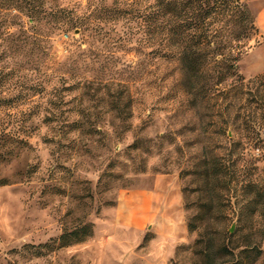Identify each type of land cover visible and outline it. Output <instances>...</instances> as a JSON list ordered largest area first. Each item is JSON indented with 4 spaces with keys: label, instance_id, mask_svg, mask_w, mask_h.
Here are the masks:
<instances>
[{
    "label": "rangeland",
    "instance_id": "obj_1",
    "mask_svg": "<svg viewBox=\"0 0 264 264\" xmlns=\"http://www.w3.org/2000/svg\"><path fill=\"white\" fill-rule=\"evenodd\" d=\"M23 1V19L10 32L46 36V49L31 38L0 62L15 71L2 97L16 99L0 108V264H235L217 253L230 239L258 244L255 264H264V232L254 231L256 222L264 230V209L252 212L264 208L256 194L264 187L237 186L230 159L226 184L217 180L226 124L214 107L187 106L176 64L154 58L137 19H110L126 0ZM244 2L256 19L261 4ZM236 64L246 80L264 74L261 31ZM118 84L133 100L126 122L110 106ZM57 90L65 123L82 120L85 108L100 133L72 129L58 142L59 124L45 122ZM257 165L249 173L264 179V161ZM199 212L204 225L191 231ZM85 231L84 241L66 244Z\"/></svg>",
    "mask_w": 264,
    "mask_h": 264
},
{
    "label": "trees",
    "instance_id": "obj_2",
    "mask_svg": "<svg viewBox=\"0 0 264 264\" xmlns=\"http://www.w3.org/2000/svg\"><path fill=\"white\" fill-rule=\"evenodd\" d=\"M23 2L8 0V5L0 3V47L8 43L0 53V62L19 55L31 38L33 42L30 44L37 46L41 51L46 49L43 46L46 36L39 34L30 37L22 29L15 33L10 32L11 27L23 19ZM126 3L128 5L125 9L109 10L110 19L113 20L115 15H124V18L126 15L130 16L129 23L137 19L138 32L141 31L146 37L145 42H150L154 58L157 61L176 64L180 78L178 89L188 97L187 106L193 110L214 107L226 124L221 131L223 130L229 140L224 155L218 157L217 180L226 184L229 168L227 159H230L235 168L234 180L237 186L245 189L264 187L263 178H254L249 173L251 170L258 172L257 163L264 161V74L246 80L239 75L236 64L239 56L249 46L251 36L260 33L256 19L244 0H126ZM30 20L34 22L32 16ZM132 36L128 35V38ZM11 72L12 70L8 72L6 67H0V87L10 74H15V71ZM100 84L97 82V91L101 87ZM90 85L84 88L89 89ZM117 87L121 90L113 93L111 110L116 111L121 120L126 122L132 118L133 100L127 85L118 84ZM55 95L56 101L51 102L53 108L47 112L45 122L59 124L58 142L64 141L72 129H81V135L100 133L101 129L91 121V115L85 108L79 110L82 120H75L72 125L65 123L61 107L66 103L61 90H57ZM83 95L89 93L85 92ZM95 96L96 93L92 95V100ZM15 100L2 97L0 92V108ZM66 126L70 129L66 130ZM232 127L238 134L237 141L234 137L230 138ZM129 128L126 124L122 130L125 132ZM256 194L258 197L264 196V191L259 190ZM251 204L248 202V205ZM253 208L252 212L260 214L264 209L257 206ZM203 214L199 212L191 219V231H197L204 225L201 220ZM254 231L264 232L259 222L255 223ZM86 236V231L81 235L77 232L73 241L66 244L84 241ZM236 250H239L237 254ZM217 253L219 256L236 257L235 264H255L261 250L258 244L234 246L230 239L218 248ZM244 255L247 261L239 260V257ZM224 263L225 261H221L215 264Z\"/></svg>",
    "mask_w": 264,
    "mask_h": 264
},
{
    "label": "crops",
    "instance_id": "obj_3",
    "mask_svg": "<svg viewBox=\"0 0 264 264\" xmlns=\"http://www.w3.org/2000/svg\"><path fill=\"white\" fill-rule=\"evenodd\" d=\"M256 1L259 2L262 7L256 16V24L264 36V0H256Z\"/></svg>",
    "mask_w": 264,
    "mask_h": 264
}]
</instances>
